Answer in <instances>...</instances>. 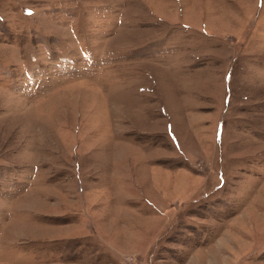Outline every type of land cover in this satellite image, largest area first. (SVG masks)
I'll return each mask as SVG.
<instances>
[{
    "label": "rangeland",
    "instance_id": "obj_1",
    "mask_svg": "<svg viewBox=\"0 0 264 264\" xmlns=\"http://www.w3.org/2000/svg\"><path fill=\"white\" fill-rule=\"evenodd\" d=\"M0 264H264V0H0Z\"/></svg>",
    "mask_w": 264,
    "mask_h": 264
}]
</instances>
